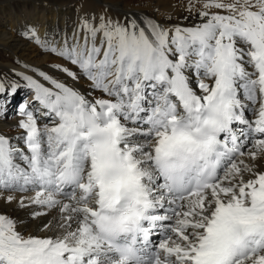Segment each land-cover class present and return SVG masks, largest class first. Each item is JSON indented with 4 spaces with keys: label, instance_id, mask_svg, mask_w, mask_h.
<instances>
[{
    "label": "snow or ice",
    "instance_id": "1",
    "mask_svg": "<svg viewBox=\"0 0 264 264\" xmlns=\"http://www.w3.org/2000/svg\"><path fill=\"white\" fill-rule=\"evenodd\" d=\"M183 10L22 33L71 67L15 73L33 102L0 134V199L38 223L0 213V264H264V0ZM20 87L0 75V119Z\"/></svg>",
    "mask_w": 264,
    "mask_h": 264
},
{
    "label": "bare ground",
    "instance_id": "2",
    "mask_svg": "<svg viewBox=\"0 0 264 264\" xmlns=\"http://www.w3.org/2000/svg\"><path fill=\"white\" fill-rule=\"evenodd\" d=\"M185 3L186 0H0V69L5 72H11L14 69L18 73L34 75L24 67V65H29L30 68H39L57 79L65 80L64 74L55 71L52 65L63 64L69 67L71 65H67V62L61 58L43 51L34 42L23 36L22 33L27 28L35 27L41 39L47 38L51 42L60 41L65 33L71 34L79 22V17L85 14L97 16L106 14L116 19L125 13H135L157 20H163L166 16L171 15L173 23L179 22L188 25L193 20L183 19L187 15V12L183 10ZM17 5L21 6L18 11L15 9ZM7 9L10 10L6 11ZM10 80H15L21 85L15 96L17 99L19 91L25 88L23 85L26 84V81L18 76ZM41 82L50 86L47 85V82ZM66 82L72 84L82 93L91 92L92 95L89 98H95L98 95L89 88L87 80L81 79L74 83L70 78H67ZM29 94L26 99L31 103L33 94L32 92ZM10 118L8 121L0 119V134L17 137L21 130L15 125L22 117L16 114L11 115ZM257 163L261 170H264V160H259ZM8 194L10 193H4L5 196ZM13 194L17 197L31 195V193ZM31 211L30 208H18L15 202L6 204L3 199H0V213L21 218L29 232L34 231L38 223V220L29 223L32 220Z\"/></svg>",
    "mask_w": 264,
    "mask_h": 264
},
{
    "label": "rangeland",
    "instance_id": "3",
    "mask_svg": "<svg viewBox=\"0 0 264 264\" xmlns=\"http://www.w3.org/2000/svg\"><path fill=\"white\" fill-rule=\"evenodd\" d=\"M21 5V4H20ZM16 6L15 7V9H16V11H18L20 8L19 7H21V6ZM10 9H7L6 11H9ZM13 69V68H12ZM14 70V69H13ZM0 75H7V78L10 80L11 78H14V77H16V75H15V73H18V72H16V70H14V71H11V72H5L3 69H0ZM26 74V73H25ZM31 90H29V89H26V88H24L23 90L21 89L20 91H19V93H18V97H17V99H15V101H14V103H13V107H12V110L9 112V115H8V117H7V119H5L6 121H8V120H10L11 118V115L13 116V115H16L17 114V112H16V109H17V107H18V105L20 104V103H22L27 97H29V93H31L30 92ZM15 111V112H14Z\"/></svg>",
    "mask_w": 264,
    "mask_h": 264
}]
</instances>
